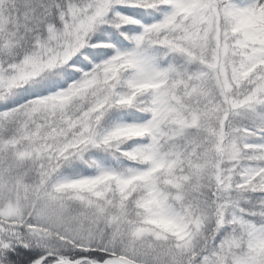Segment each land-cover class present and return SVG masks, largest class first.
Returning a JSON list of instances; mask_svg holds the SVG:
<instances>
[{
    "label": "snow or ice",
    "instance_id": "obj_1",
    "mask_svg": "<svg viewBox=\"0 0 264 264\" xmlns=\"http://www.w3.org/2000/svg\"><path fill=\"white\" fill-rule=\"evenodd\" d=\"M0 264H264V0H0Z\"/></svg>",
    "mask_w": 264,
    "mask_h": 264
}]
</instances>
